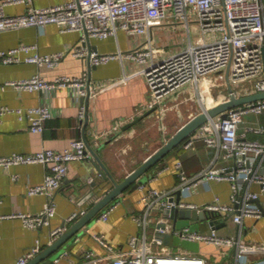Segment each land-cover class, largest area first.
Listing matches in <instances>:
<instances>
[{"label": "built area", "instance_id": "1", "mask_svg": "<svg viewBox=\"0 0 264 264\" xmlns=\"http://www.w3.org/2000/svg\"><path fill=\"white\" fill-rule=\"evenodd\" d=\"M15 4L24 5V10L8 13L5 7ZM164 21L181 24L187 32L188 44L170 52L158 45L154 37V26ZM48 23L56 24L62 31H79L80 41L69 52L75 57H88L92 65L122 58L135 61L140 66L138 72L145 76L149 87L150 99L146 107H143L145 109L165 111V99L186 86L197 93V99L204 110L229 99L231 95L240 97L264 90V0H63L46 6H36L33 0H0V31L24 26L43 28ZM191 25L199 29L194 40L190 38ZM119 31L132 39V45L126 50L118 48L112 52H99L87 48L89 37L117 36ZM139 37H143V40L138 41ZM22 51L26 53L23 58L20 56ZM64 52L40 53L36 44L24 43L0 49V61L11 63L24 60L38 66L53 67L59 63ZM130 76L124 75L116 81L99 85L98 88H108ZM6 85L27 91L72 87L79 101L80 120L87 113V105L83 99L93 91L86 73L80 76L63 74L53 79H46L35 73L28 77L7 79L1 87ZM143 108L137 112L143 111ZM9 111L15 112L19 119H26L30 129L35 132H41L46 119L53 115L52 108L47 103L25 108L0 104V121L1 116ZM262 112L264 98L230 108L226 110V116L217 114L199 125L184 142V146L202 140L207 147L215 150L216 156L221 151L223 157L231 159V164L223 167L207 165L198 173L187 177L181 163H176L181 181L175 189L163 191L148 188L140 196L143 212L134 218L142 226V234L127 236L126 249L116 250L102 234L94 233L93 237L103 247L104 253L98 255L92 249L85 250L84 259L78 264H206V259L199 255L173 254L165 246L157 248L156 245L161 244L162 240L155 236L149 240L146 236L148 214L154 205H158L204 210L208 212L210 219L215 213L230 212L238 223L245 216H262L264 209L255 201L259 194L251 190L250 185L258 183L264 189V141L248 139L244 133L238 132V125L244 114ZM123 122L124 120H119L108 131L116 132ZM247 130L260 132L264 128L250 124ZM89 147L92 148L86 139L76 138L61 150L43 147L32 153L13 152L0 156V167L36 162L46 166L42 182L27 188L28 194L42 193L48 197L44 207L38 213L17 211L4 216L19 217L23 225L29 228L48 224L55 213L53 191L62 185L70 161L92 157ZM208 180H226L230 183L229 204L221 203L217 197L201 206L182 200H168L173 196L174 190L190 191L200 181ZM113 206L108 204L97 218L106 220ZM85 211H74L68 220ZM157 223H164V227L156 226L155 230L172 232L182 239L214 244L220 248L233 247L238 264H252L246 262L244 251L246 247L252 248L254 245L247 244L238 237L221 235L212 224L209 230H199L189 225L172 229L171 219L163 214L159 216ZM62 229L59 226L51 230L52 240ZM38 251L37 242L23 252L15 264H26ZM61 255L50 264H59Z\"/></svg>", "mask_w": 264, "mask_h": 264}, {"label": "crops", "instance_id": "2", "mask_svg": "<svg viewBox=\"0 0 264 264\" xmlns=\"http://www.w3.org/2000/svg\"><path fill=\"white\" fill-rule=\"evenodd\" d=\"M62 1L33 0L36 6H46ZM5 9L8 13H17L24 10V5H7ZM177 26L182 27L175 22L164 21L157 24L154 26L155 39L157 33L163 28L172 29ZM80 36L79 31H62L54 23H48L43 28L24 26L0 31V49L26 43L36 44L40 53L65 51L59 63L53 67L38 66L24 60L11 63L0 61L1 105L25 108L47 103L53 111V115L46 119L41 132L32 131L28 121L19 119L15 112L4 113L0 121V156L13 152L32 153L43 147L61 150L67 147L72 139L86 138L112 175L120 180L137 167L147 155L162 145L181 124L203 108L197 99V93L186 86L177 94L165 99L166 114L154 108L143 115L151 108H143L146 107L150 94L145 76L138 72L140 66L126 58L92 65L87 57H75L69 49L79 43ZM137 40L142 41L143 37ZM187 44L188 38L185 40V37L181 36L174 43L176 46L174 49H180ZM86 45L90 50L112 52L118 48L126 50L132 45V39L123 31H119L117 36L89 37ZM165 50L171 51V49ZM25 55V52H20L21 58ZM35 73H39L46 79H53L63 74L80 76L86 73L93 91L89 93L86 104L85 126V118L83 120L78 118L79 101L72 87H53L34 91L21 90L10 85L1 87L3 81L7 79L28 77ZM124 75L131 76L108 88H98L99 85L116 81ZM94 85L98 86L94 87ZM141 108L143 111L137 112ZM164 114L165 117L160 122V117ZM134 119L137 120L127 125ZM119 120L124 122L119 125L118 130L109 132L108 129ZM250 124H257L264 128V112L246 113L238 125V132L244 133L248 139L264 141V130L260 132L247 130ZM166 129L170 131L168 136L165 134ZM91 158L69 162L67 175L62 185L52 194L55 203L54 215L48 224H41L34 228L25 227L19 217L4 215L17 211L38 213L44 207L48 197L42 193L28 194L27 188L29 185L42 182L46 166L36 162L0 167V264H15L17 258L37 242L38 252H40L53 241L50 235L52 229L60 226L63 228L60 233L62 234L81 216L68 220L71 213L81 209L87 210L112 187V181L109 178H103L93 167ZM178 162L181 163L184 175L190 177L207 165L223 167L230 165L232 160L223 157L221 151L216 156L215 150L207 147L202 140H196L189 146H184L183 143L182 147L172 149L145 174V180L135 190L127 189L109 203L114 206L106 220L96 217L71 241L65 243L59 252V255H62L58 263L78 264L83 261V253L88 249L94 250L98 255L103 254L104 249L94 239V233L102 234L116 250L126 249L127 236L143 232L142 226L134 218L143 212L140 196L148 188L163 191L175 189L181 181L175 166ZM250 189L258 192L259 204L264 209V189H261L258 183H252ZM172 193L174 197L177 196L176 190ZM230 193V183L226 180L200 181L190 191L180 190V200L201 206L212 202L217 197L221 203L229 204ZM161 214L163 212L158 205H154L150 210L146 226L147 239L150 240L155 236V227ZM228 214L230 216L226 217ZM211 219L216 221L217 226L214 228L219 234L238 237L241 241L254 245L252 248L246 247L244 251L246 262L264 264V214L260 217L245 216L241 223L234 221L230 212L215 213ZM211 219L205 216L203 219L193 221L178 216L176 227L189 225L195 229L209 230ZM170 233V244L166 245L162 241L161 244L156 245L157 248L165 246L172 252L171 245L174 242L184 241L189 243L195 252L183 250L184 253L202 256L206 259V264H238L235 261L233 247L220 248L214 244L182 239ZM52 259L53 257L49 260L50 263L53 262Z\"/></svg>", "mask_w": 264, "mask_h": 264}, {"label": "water", "instance_id": "3", "mask_svg": "<svg viewBox=\"0 0 264 264\" xmlns=\"http://www.w3.org/2000/svg\"><path fill=\"white\" fill-rule=\"evenodd\" d=\"M89 60V58L87 57ZM263 60H264V47H263ZM89 82V81H88ZM230 87V86H229ZM228 87V88H229ZM89 93L84 98L87 104ZM264 98V90L257 91L251 94L236 97L231 95L229 99L217 103L207 109L196 113L183 124H181L174 133L164 141L156 150L151 152L147 157L134 169L128 172L120 180L116 179L108 168L104 165L102 160L99 158L96 150L89 147L92 158L91 162L96 171L103 177L109 178L112 181V187L104 193L99 199H97L76 221H74L70 227L64 231L62 234L58 235L50 242L44 249L38 252L34 257H32L26 264H50L49 261L52 257L53 259L59 255V252L63 249L64 244L71 241L73 237L85 226L90 224L98 214L113 200H115L122 192L125 190H135L144 180L145 174L162 158H164L172 149L182 147L183 143L188 139L190 134L202 123L206 122L210 117L217 114H221L223 117L226 116V110L233 108L235 106L244 104L246 102L255 101ZM154 108L148 109L143 115L148 114ZM137 119L127 123L130 125ZM87 117H85L84 126L86 125ZM125 125V126H127ZM86 139V138H85ZM94 184V182H93ZM177 196L169 197V201L175 200L178 202L180 200V189L176 190ZM259 204V200H255ZM163 215L172 219L171 227L176 228L177 217L188 218L196 221L197 219H203L208 216V212L204 210H198L196 208H186V207H163L160 206ZM230 214L226 215L229 217ZM216 221L210 220L213 227H216ZM63 223V227H64ZM156 226L164 227V223H157ZM155 237L161 239L164 244L169 245L171 242V233L168 231H155ZM47 258V259H45ZM52 259V260H53Z\"/></svg>", "mask_w": 264, "mask_h": 264}, {"label": "rangeland", "instance_id": "4", "mask_svg": "<svg viewBox=\"0 0 264 264\" xmlns=\"http://www.w3.org/2000/svg\"><path fill=\"white\" fill-rule=\"evenodd\" d=\"M190 32H191L190 38H191V40H194L197 37V35L199 34V29L197 28V26H196V28H194L191 25V31ZM181 36L185 37V40L187 39V34H186V30H185L184 27L177 26V27H173L172 29H166V28L164 29L163 28L162 30H160L157 33L156 43L158 45L163 46L164 49H171V51H175L177 49H174L176 47L174 45V43ZM189 100L191 101V99H189ZM164 113L166 114L167 111L165 110ZM165 114L162 117H160L161 118L160 122L163 121V118L165 117ZM165 134H166V136H168V134H170V131H167V129H166L165 130ZM166 138L167 137H165V139ZM171 246H172V249H173V251L171 253H173V254L184 253L183 250H187V251H189L191 253H195L193 247L190 246L189 243L184 242V241H180V242H177V243L174 242Z\"/></svg>", "mask_w": 264, "mask_h": 264}]
</instances>
